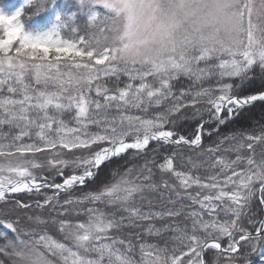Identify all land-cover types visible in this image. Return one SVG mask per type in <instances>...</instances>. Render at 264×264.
<instances>
[{
  "label": "snow or ice",
  "instance_id": "obj_1",
  "mask_svg": "<svg viewBox=\"0 0 264 264\" xmlns=\"http://www.w3.org/2000/svg\"><path fill=\"white\" fill-rule=\"evenodd\" d=\"M72 3L75 11H56L47 25L33 27L22 20L24 5L13 12L0 7V205L12 206L0 207V225L14 234L0 232V256L9 264L264 259V218L254 212L264 210V126L203 146L207 120L218 132L264 102V0ZM27 6L49 10L56 0ZM81 19L82 29L71 27ZM182 78L196 90L178 88ZM256 78L261 88L241 95ZM186 109L199 117L191 135L175 128ZM154 144L199 155L172 151L157 161L150 157ZM130 153L145 157L138 168L116 169L98 188L61 202V193L84 187ZM64 169L79 172L65 176ZM160 192L174 194L163 209L141 208L138 202L151 204L148 197ZM20 194L39 197L35 207L55 215H13L33 207ZM164 220L170 223L146 228L155 242L132 239L140 222Z\"/></svg>",
  "mask_w": 264,
  "mask_h": 264
},
{
  "label": "trees",
  "instance_id": "obj_2",
  "mask_svg": "<svg viewBox=\"0 0 264 264\" xmlns=\"http://www.w3.org/2000/svg\"><path fill=\"white\" fill-rule=\"evenodd\" d=\"M22 1L21 0H0V6L4 9H13L16 6H18ZM75 11V8L73 6V3H70V0L67 2H64L63 0H60L56 2V7L51 8L43 13H35L36 7H26L24 10V13L22 15L23 22L26 26L33 27V26H42L47 25L54 16V13L56 11H62L65 13ZM84 21L78 20L77 22L73 23L71 27H78L83 28ZM63 36L70 37L72 36V33L70 30H65L62 32ZM205 87L211 86V82H205ZM262 86V82L259 78L254 79L251 83L247 85L246 88L243 89L241 92V95L251 94L257 89H260ZM178 88L180 89H191L192 91L196 90V85L191 83L189 80L182 78L178 85ZM205 120L207 119V114L205 113ZM199 117L195 116L193 114L192 109H186L184 115L179 119L176 124L175 128L180 134L185 135H191L197 126ZM261 126H264V102H258L251 107H247L241 111V114L238 117H234L232 119H229L224 125L219 126V131H216V122L208 123L205 125V135L203 137V146L204 148L208 147H215L217 143H219L222 138L225 135L230 134H239L241 132L244 133H258ZM207 132H211L212 135H207ZM226 145L221 146V153L223 154V147ZM150 147H154L156 149L155 152L150 153V157L154 158L157 161H160L162 156L167 155L168 153L172 151H178L182 156H192L194 159L199 155V153L192 151L191 149L187 147H183L180 149H176L173 147H165L160 148L158 145H151ZM145 157H138L134 154H125L124 156L115 159L111 163L108 164L107 167L103 168L99 175L95 177L93 180L86 183L84 187H77L72 192L65 194L61 193L60 199L67 198L68 196L71 197H77L82 196L85 193L91 191L92 189L98 188L101 186V184L105 181L110 180L111 173L116 169H122L124 167H139L144 162ZM200 161H197L199 163ZM184 167L187 168L188 164L187 162L184 163ZM79 172L78 169L71 170ZM194 171H200L202 173V169L194 170ZM68 172V171H67ZM71 172L66 173L65 176L70 174ZM49 175V174H48ZM62 179V178H59ZM49 190H45V193H48ZM169 192H160V193H154L151 196L148 197L152 201L151 204H148L147 202H138L140 203V206L143 210L147 211L149 209L151 210H160L163 209L167 205V196ZM174 196V194H172ZM29 196V195H24ZM27 201L26 199H23ZM32 201V200H30ZM29 202V201H28ZM255 212V218L258 220L260 218L264 217V210H261V208L256 207L254 209ZM52 215H55V213H52ZM72 219H84L83 216H72ZM151 223H155L157 227H160L161 225L165 223H170L169 220L164 221H143L140 222V226L136 227L134 229V233L136 235H133L132 239H136V236L139 235L140 239L148 241V242H155L156 238L149 236L146 234V228ZM245 226L249 228V230H253L250 225H247L245 222ZM0 232H3L7 239H14V234H12L9 230L4 228L2 225H0ZM58 234V233H57ZM126 234V233H125ZM59 236V234H58ZM5 243L4 238H0V245ZM243 251V249H242ZM208 258L210 259L212 257L211 251L207 254ZM0 259L5 260V264H9V262L2 256H0ZM253 264H264V259H261L260 257H253Z\"/></svg>",
  "mask_w": 264,
  "mask_h": 264
},
{
  "label": "rangeland",
  "instance_id": "obj_3",
  "mask_svg": "<svg viewBox=\"0 0 264 264\" xmlns=\"http://www.w3.org/2000/svg\"><path fill=\"white\" fill-rule=\"evenodd\" d=\"M21 1H22V2H21L18 6H16L15 8H13V9H4V10H5L6 12H13V11H15L17 8L21 7L22 5H24L25 8H26V7H29V6H27V0H21ZM58 1H60V0H56V2H58ZM63 1H64V2H67L68 0H63ZM70 3H72V0H70ZM0 7H1V6H0ZM25 8H24V10H25ZM45 11H47V10H43V11H42V10H39L38 8H36V12H35V13H43V12H45ZM71 11H72V10H71ZM22 20H23V18H22ZM62 35H63V34H62ZM48 155H49V154H47V153H45V154H40L39 158H40V159H45ZM69 155H70V154H69ZM71 170H74V169H64V173H65V175H66V173L71 172ZM67 171H68V172H67ZM42 174H44V175H48V174H49L48 176H49V178H50L51 181H54V182H57V183H59V182L62 181V179H59V178H61V177H59L58 175H56L54 172H52V173L50 174L47 170H44ZM46 194H47V195H52V194H53V190H49V192L46 193ZM24 195H25V194H20V198H21V199H26L27 202L29 201L30 203H32V204H33L32 209L27 210L26 212L16 211L15 213H13V215H19V216H21V217L33 216V215H40V216H45V217H47V216H49V215H52L50 209H38V208L35 207V200H36V199H39V197L24 196ZM64 199H65V198H64ZM64 199H60L61 202H62ZM30 200H32V201H30ZM0 207L4 208V211H5V212H9V211L11 210V208H12L11 205H8V206H6V207L3 206V205H0ZM52 216H54V215H52ZM70 218L72 219V216H71ZM2 219H3V215L0 214V220H2ZM27 223H28V221H27L26 218L21 220V225H22V226H23V225H26ZM56 235L58 236L57 233H56Z\"/></svg>",
  "mask_w": 264,
  "mask_h": 264
},
{
  "label": "water",
  "instance_id": "obj_4",
  "mask_svg": "<svg viewBox=\"0 0 264 264\" xmlns=\"http://www.w3.org/2000/svg\"><path fill=\"white\" fill-rule=\"evenodd\" d=\"M259 102V101H258ZM206 124V123H205Z\"/></svg>",
  "mask_w": 264,
  "mask_h": 264
}]
</instances>
